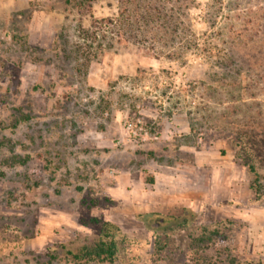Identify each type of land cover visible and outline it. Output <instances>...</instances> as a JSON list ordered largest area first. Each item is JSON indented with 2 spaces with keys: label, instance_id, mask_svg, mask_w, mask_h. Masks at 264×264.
<instances>
[{
  "label": "rangeland",
  "instance_id": "1",
  "mask_svg": "<svg viewBox=\"0 0 264 264\" xmlns=\"http://www.w3.org/2000/svg\"><path fill=\"white\" fill-rule=\"evenodd\" d=\"M263 126L264 0H0V264H43L92 217L120 264H183L152 236L175 253L222 219L264 260V194L235 159Z\"/></svg>",
  "mask_w": 264,
  "mask_h": 264
},
{
  "label": "trees",
  "instance_id": "2",
  "mask_svg": "<svg viewBox=\"0 0 264 264\" xmlns=\"http://www.w3.org/2000/svg\"><path fill=\"white\" fill-rule=\"evenodd\" d=\"M238 136L235 144L239 152L235 154V159L249 174V188L256 200L264 194V126L257 132ZM186 217L187 213H183L182 217L154 214V217H144L143 221L146 225L151 222V226L156 229L170 221L182 224L186 222ZM89 222L96 229L92 235L82 238L75 235L68 242L56 243L44 253H36L37 260L41 258L43 264H120L122 259L116 241L118 227L96 217L90 218ZM232 224V221L222 219L214 224L186 229L180 240L182 247L178 252L174 250L175 253L171 250L173 245L169 247L165 239L153 235L151 256H154V262L168 259L170 263L171 259L174 262L179 259L183 264H264L263 259L246 258L231 252L225 245L224 240L231 233Z\"/></svg>",
  "mask_w": 264,
  "mask_h": 264
}]
</instances>
